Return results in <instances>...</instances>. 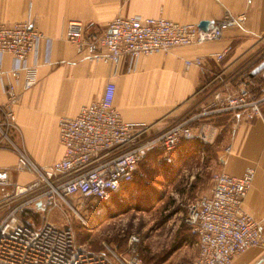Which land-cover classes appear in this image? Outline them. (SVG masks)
<instances>
[{
    "label": "built area",
    "instance_id": "obj_1",
    "mask_svg": "<svg viewBox=\"0 0 264 264\" xmlns=\"http://www.w3.org/2000/svg\"><path fill=\"white\" fill-rule=\"evenodd\" d=\"M119 1L125 4L129 0ZM246 20L245 13L226 12L220 19L206 20L200 26L201 22L180 23L163 16L118 15L103 31L88 30L81 21L70 20L65 38L87 60L116 67L124 57L134 62L176 47L219 40L226 29L242 27ZM44 39L43 32L29 21H0V59L8 53L13 57L15 74L27 70L25 90L36 83L37 55ZM258 41L263 46L246 56L233 72L219 70L202 86L208 94L201 106L164 126L125 121L114 105L116 84L108 80L99 99L82 105L77 115L59 119L62 153L49 166L37 165L14 144L10 133L17 129L13 106L19 94L13 85H7V101L0 105V148L15 150V170L33 178L21 185L11 179L8 169L0 168V264H143L135 235L129 237L125 253L90 252L76 242L69 223L44 221L35 226L29 217L38 214L36 205L41 201L49 210L63 211L62 203L86 226L133 181L147 151L168 154L183 141L212 142L216 128L210 121L218 115L231 114L234 127L260 116L264 82L256 88L251 73L258 60L264 62V33ZM229 50L227 46L213 59L222 61ZM30 55L33 62L28 66ZM184 65L201 72L206 68L201 57L184 59ZM229 152L228 146L221 149L219 160L224 161ZM254 175L253 168L240 176L216 171L210 193L187 205L182 220L196 238L197 254L182 264H231L237 254L263 244L264 224L243 207ZM253 264H264V253Z\"/></svg>",
    "mask_w": 264,
    "mask_h": 264
},
{
    "label": "crops",
    "instance_id": "obj_2",
    "mask_svg": "<svg viewBox=\"0 0 264 264\" xmlns=\"http://www.w3.org/2000/svg\"><path fill=\"white\" fill-rule=\"evenodd\" d=\"M226 12L245 13L244 26L230 27L221 39L201 45L176 47L168 53L139 57L134 62L124 57L116 67L87 60L65 38L70 20L81 21L88 30L103 31L118 15L163 16L190 24L220 19ZM0 21L6 24L29 21L45 36L37 55L36 83L29 89L23 88L27 70L15 74L13 57L8 53L1 57L0 105L7 101L6 86L13 85L19 94L13 106L17 128L13 142L37 165L49 166L62 153L59 119L73 117L82 105L99 99L108 80L116 84L114 105L125 121L164 126L201 106L208 94L207 89L201 88L214 73L224 70L230 74L246 56L263 46L258 39L264 33V0H129L125 4L119 0H0ZM227 46L230 50L222 61L216 62L214 54ZM194 57L204 60V72L197 67H185L184 59ZM260 60L255 64L257 67L264 63ZM32 62L33 55H30L28 66ZM252 78L257 88L264 82V67ZM198 90L200 94L195 95ZM56 106L60 111L48 117L47 113L52 115ZM210 122L216 128L213 141H183L185 148L179 153L193 156L195 143L209 145L217 141L220 150L230 147L224 161L219 160L218 151L217 171L240 176L247 168L254 169L253 183L243 207L264 224V102L260 116L243 120L235 127L229 113L213 117ZM16 161L15 150L0 148V168L8 169L13 181L25 185L33 176L16 173ZM211 185L212 182L206 192H197L188 199L187 205L209 194ZM182 223L185 224L183 220ZM184 237L193 247L183 261L189 262L197 254L196 238L187 227ZM263 253L264 230L263 244L237 254L231 264H253Z\"/></svg>",
    "mask_w": 264,
    "mask_h": 264
},
{
    "label": "rangeland",
    "instance_id": "obj_3",
    "mask_svg": "<svg viewBox=\"0 0 264 264\" xmlns=\"http://www.w3.org/2000/svg\"><path fill=\"white\" fill-rule=\"evenodd\" d=\"M59 111L56 106L52 115L47 113V116L52 117ZM16 134L15 130L10 133L13 141ZM193 147V156L179 153L185 143L168 154L155 149L147 151L133 182L113 196L106 212L86 226L62 203L63 211L49 210L45 201H41L36 205L38 214H32L29 219L35 226L44 221L58 225L69 223L76 242L90 252L125 253L129 237L135 235L143 264H182L193 247L186 243V225L181 219L191 197L197 192H206L210 186L220 150L217 141L209 145L195 143Z\"/></svg>",
    "mask_w": 264,
    "mask_h": 264
},
{
    "label": "water",
    "instance_id": "obj_4",
    "mask_svg": "<svg viewBox=\"0 0 264 264\" xmlns=\"http://www.w3.org/2000/svg\"><path fill=\"white\" fill-rule=\"evenodd\" d=\"M204 21L200 23V26L204 25ZM264 67V63L260 64L258 67H256L253 72H252V76L255 75L257 72H259L262 68Z\"/></svg>",
    "mask_w": 264,
    "mask_h": 264
},
{
    "label": "bare ground",
    "instance_id": "obj_5",
    "mask_svg": "<svg viewBox=\"0 0 264 264\" xmlns=\"http://www.w3.org/2000/svg\"><path fill=\"white\" fill-rule=\"evenodd\" d=\"M104 212H106V209H104V210L102 211V213L99 214V216L97 215L98 217H97L96 219H98V218H99ZM96 219H95V220H96Z\"/></svg>",
    "mask_w": 264,
    "mask_h": 264
},
{
    "label": "trees",
    "instance_id": "obj_6",
    "mask_svg": "<svg viewBox=\"0 0 264 264\" xmlns=\"http://www.w3.org/2000/svg\"><path fill=\"white\" fill-rule=\"evenodd\" d=\"M133 180H134V179H133ZM132 182H133V181H132ZM132 182H131V183H132ZM131 183H130V184H131ZM186 227L190 230L189 226H186Z\"/></svg>",
    "mask_w": 264,
    "mask_h": 264
}]
</instances>
